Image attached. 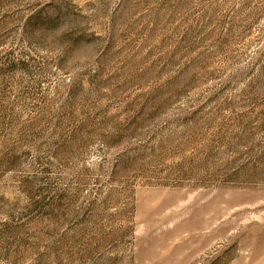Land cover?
<instances>
[{"label":"rangeland","instance_id":"obj_1","mask_svg":"<svg viewBox=\"0 0 264 264\" xmlns=\"http://www.w3.org/2000/svg\"><path fill=\"white\" fill-rule=\"evenodd\" d=\"M0 264H264V0H0Z\"/></svg>","mask_w":264,"mask_h":264}]
</instances>
